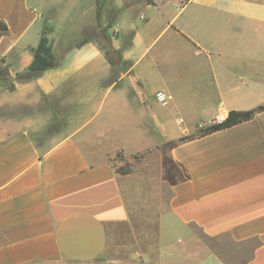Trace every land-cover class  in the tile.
Wrapping results in <instances>:
<instances>
[{"label":"crops","instance_id":"0c3cea01","mask_svg":"<svg viewBox=\"0 0 264 264\" xmlns=\"http://www.w3.org/2000/svg\"><path fill=\"white\" fill-rule=\"evenodd\" d=\"M124 4L112 63L57 41L43 0H0V264H123L111 235L138 216L158 228L139 264H264V110L180 140L264 105V0ZM45 30L56 65L19 79Z\"/></svg>","mask_w":264,"mask_h":264},{"label":"rangeland","instance_id":"374dc122","mask_svg":"<svg viewBox=\"0 0 264 264\" xmlns=\"http://www.w3.org/2000/svg\"><path fill=\"white\" fill-rule=\"evenodd\" d=\"M43 2L45 7H52L47 11V17L55 20V28L61 30V32L57 31V41H69L74 35L67 44L70 46L90 36L97 39L100 45L107 44L114 59L119 57L118 51L112 44L113 36H117L115 35L117 32L112 29V21L121 9L118 6L120 0H43ZM124 3L125 8H134L135 11L143 13V5L149 2L147 0H124ZM103 29L109 36L107 34L103 36ZM0 85L4 88H11L13 77H8V74L1 75ZM142 214L148 215V211ZM147 219L143 216L135 217L133 228L111 235V241L113 240L117 245L112 250L113 256L123 260V264H139L145 256L142 254L139 256L136 251L142 249L143 252H147L156 243L157 224L154 223L153 218L151 222ZM88 264H102V262L96 261Z\"/></svg>","mask_w":264,"mask_h":264},{"label":"trees","instance_id":"16d2710c","mask_svg":"<svg viewBox=\"0 0 264 264\" xmlns=\"http://www.w3.org/2000/svg\"><path fill=\"white\" fill-rule=\"evenodd\" d=\"M147 1L149 3H153V0H147ZM7 30H8L7 24H5L4 22H0V37L4 33H6ZM102 34L104 37H105V34H107L105 32V29L102 30ZM107 36H109V35L107 34ZM91 38L92 37H90V36H86L83 39H81L80 41L74 43L72 46L79 47L82 44L88 42ZM101 47H102V49L105 50L106 56L109 58V60L112 63H115V60L111 56V50L108 48L107 44H103V45H101ZM55 65H56V56H55V53L53 51V45H52V42L47 35V31L45 30L42 33L41 40H40V42H39V44L35 50L34 60L32 61V63L30 64V66L28 67V69L26 70L25 73L18 74V78L24 79V78L34 77V76L40 74L41 72H43L49 68L54 67ZM5 72H6V69H0V76L3 74H8V71L6 73ZM257 110H264V105L259 106L256 109H250V110H231L224 122L212 123L210 125L202 126L196 134L183 136V137H181L180 140L184 141V140L194 139L196 137L207 135V134H210L212 132L222 130V129H226V128L232 127L236 124L250 120L254 116V114ZM117 171L122 173V174H128L132 171V164L127 161L123 165L118 166Z\"/></svg>","mask_w":264,"mask_h":264},{"label":"built area","instance_id":"2783aa9c","mask_svg":"<svg viewBox=\"0 0 264 264\" xmlns=\"http://www.w3.org/2000/svg\"><path fill=\"white\" fill-rule=\"evenodd\" d=\"M173 99V95L167 91L159 90L156 93V100L163 106H168L173 101ZM226 118V115L220 114L213 119V123H222L226 120ZM180 120L181 122H184L183 118Z\"/></svg>","mask_w":264,"mask_h":264}]
</instances>
